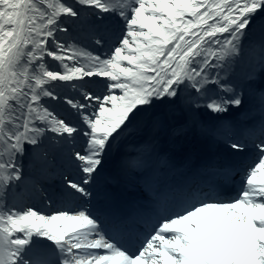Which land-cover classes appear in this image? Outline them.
<instances>
[{
	"label": "snow or ice",
	"instance_id": "obj_1",
	"mask_svg": "<svg viewBox=\"0 0 264 264\" xmlns=\"http://www.w3.org/2000/svg\"><path fill=\"white\" fill-rule=\"evenodd\" d=\"M0 264H264V0H0Z\"/></svg>",
	"mask_w": 264,
	"mask_h": 264
}]
</instances>
